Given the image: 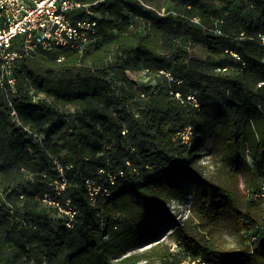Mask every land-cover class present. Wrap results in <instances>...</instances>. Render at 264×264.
Returning a JSON list of instances; mask_svg holds the SVG:
<instances>
[{"label": "trees", "instance_id": "obj_1", "mask_svg": "<svg viewBox=\"0 0 264 264\" xmlns=\"http://www.w3.org/2000/svg\"><path fill=\"white\" fill-rule=\"evenodd\" d=\"M89 1H101L100 18L83 52H38L20 63V125L0 91V264H138L139 255L113 258L154 238L156 220L178 225L177 242L192 252L178 261L168 252L160 264L238 255L264 264V198L253 197L264 187V0H143L164 15L130 0ZM201 38L209 57H229L234 70L223 59L209 71L190 57L182 46ZM140 72L155 84L138 86L131 74ZM217 126L226 133L225 183L197 167ZM189 129L191 145L182 139ZM243 172L257 182L249 196ZM87 181L110 195L92 201ZM191 186L210 227L228 211L241 232L262 226L251 236L260 242L222 250L176 222L168 203ZM46 195L64 208L70 201L71 228Z\"/></svg>", "mask_w": 264, "mask_h": 264}, {"label": "built area", "instance_id": "obj_2", "mask_svg": "<svg viewBox=\"0 0 264 264\" xmlns=\"http://www.w3.org/2000/svg\"><path fill=\"white\" fill-rule=\"evenodd\" d=\"M130 1L164 15V12H159L143 0ZM100 3L101 1L89 0H0V91L5 95L12 110L13 122L21 124L14 107V99L20 94L16 78L20 63L25 57L38 52H83L92 43L98 28L100 14L96 8ZM62 59L63 57H60L59 61ZM185 135H191L190 129ZM59 169L62 181L58 183L57 189L63 191L66 182L62 169ZM111 180L113 184V178ZM87 186L92 201H95L101 192L110 195L106 189L95 187L92 182L87 181ZM262 190L261 194L253 196L254 199L264 198V187ZM44 202L58 207L60 213L67 217L64 222L67 228L73 226L77 211L70 201L66 203L67 208H64L50 201L46 195Z\"/></svg>", "mask_w": 264, "mask_h": 264}, {"label": "rangeland", "instance_id": "obj_3", "mask_svg": "<svg viewBox=\"0 0 264 264\" xmlns=\"http://www.w3.org/2000/svg\"><path fill=\"white\" fill-rule=\"evenodd\" d=\"M169 5L171 6L172 4L162 1V6L169 7ZM237 8L239 9V4L231 6L227 11H235ZM219 10L221 13L222 9ZM210 14L212 15L213 13ZM215 23L218 26L221 20H217ZM182 47L190 57L205 62V68L209 71H218L216 65L222 63L223 59L229 62L228 72L234 70L233 61L229 57L225 55L209 57L205 39L202 40L201 38L196 41L185 42ZM131 77L140 87L155 84V77L146 75L145 72L131 74ZM225 138L226 133L222 131V127L217 126L213 134L209 135L203 149L201 148V156L197 160V167L204 177L217 183H225L231 180L228 172L225 168L223 169V160L227 157ZM182 139L184 143L191 145V135L182 136ZM239 183L247 196H249V191L253 187H257L256 180H251L247 172L241 174ZM195 191L196 187L191 186L186 196L172 199L168 203L169 213L175 218L176 222H180L190 230H196L199 233L203 231L222 250H240L246 244L260 242L259 238L257 241H253L254 238H251V236L258 235L259 237L262 226L253 228L249 232H241L236 227V216L228 211L224 213L218 226L214 228L210 227L209 221L202 219V207L201 204L195 201ZM151 227L158 230L154 238L147 242L128 247L122 254L115 256L113 261L118 262L127 256L139 255L142 260L138 264H160L162 260L161 256L168 254V252L177 254L176 261H178V258L190 256L192 252L177 242L178 225L173 222L163 224L160 220H156ZM184 262L188 264L189 259ZM199 262L197 261L196 264H202ZM213 264H253V261L249 260L247 255H238L235 257L225 256Z\"/></svg>", "mask_w": 264, "mask_h": 264}]
</instances>
